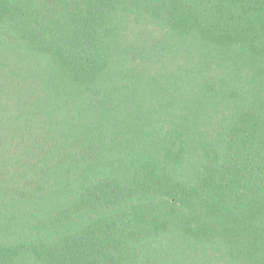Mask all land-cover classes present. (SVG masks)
<instances>
[{"label": "trees", "instance_id": "16d2710c", "mask_svg": "<svg viewBox=\"0 0 264 264\" xmlns=\"http://www.w3.org/2000/svg\"><path fill=\"white\" fill-rule=\"evenodd\" d=\"M0 264H264V0H0Z\"/></svg>", "mask_w": 264, "mask_h": 264}]
</instances>
